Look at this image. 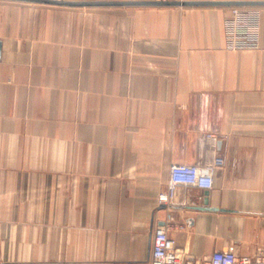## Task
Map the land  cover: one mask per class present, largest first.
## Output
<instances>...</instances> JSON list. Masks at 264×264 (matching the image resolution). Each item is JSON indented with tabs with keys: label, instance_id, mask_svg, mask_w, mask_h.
<instances>
[{
	"label": "crops",
	"instance_id": "obj_1",
	"mask_svg": "<svg viewBox=\"0 0 264 264\" xmlns=\"http://www.w3.org/2000/svg\"><path fill=\"white\" fill-rule=\"evenodd\" d=\"M257 7L235 50L231 6L0 0V264H144L159 225L194 264L264 250ZM217 157L212 188L159 201L173 164Z\"/></svg>",
	"mask_w": 264,
	"mask_h": 264
},
{
	"label": "built area",
	"instance_id": "obj_2",
	"mask_svg": "<svg viewBox=\"0 0 264 264\" xmlns=\"http://www.w3.org/2000/svg\"><path fill=\"white\" fill-rule=\"evenodd\" d=\"M260 16V8L257 6H231L230 14L225 18V33L230 49L258 47ZM224 162L223 157H217L203 165L173 164L170 167L168 188L160 193L159 201L170 202L179 185L212 188L215 169ZM209 261L210 264H264V250H259L253 256L239 255L236 247L230 245L227 249L214 251ZM144 264H194V262L177 247L176 239L170 234L169 227L159 225L154 234L152 256Z\"/></svg>",
	"mask_w": 264,
	"mask_h": 264
},
{
	"label": "water",
	"instance_id": "obj_3",
	"mask_svg": "<svg viewBox=\"0 0 264 264\" xmlns=\"http://www.w3.org/2000/svg\"><path fill=\"white\" fill-rule=\"evenodd\" d=\"M63 6H111V5H222V6H261L264 0H13ZM1 53V41H0Z\"/></svg>",
	"mask_w": 264,
	"mask_h": 264
}]
</instances>
